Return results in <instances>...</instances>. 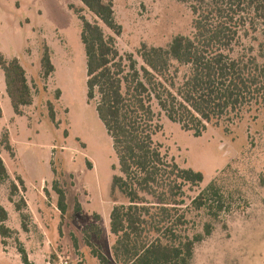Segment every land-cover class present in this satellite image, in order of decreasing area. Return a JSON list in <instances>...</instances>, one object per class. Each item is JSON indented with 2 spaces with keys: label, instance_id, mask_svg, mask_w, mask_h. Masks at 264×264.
<instances>
[{
  "label": "rangeland",
  "instance_id": "1",
  "mask_svg": "<svg viewBox=\"0 0 264 264\" xmlns=\"http://www.w3.org/2000/svg\"><path fill=\"white\" fill-rule=\"evenodd\" d=\"M74 10L93 20L79 0H0V53L19 61L32 95L31 105L15 116L0 70V158L6 171L0 181L6 220L0 225L7 229L0 236V264H24L23 256L30 264H61L60 259L101 264L95 250L107 264H115L108 217L116 160L95 101L86 100L85 56ZM113 11L120 34L102 29L114 37L121 55L133 54L138 64L140 45L164 47L175 36L191 33L192 15L181 0H113ZM261 44L263 25L242 39L241 49L264 64ZM45 48L53 65L47 78L40 68ZM153 108L160 126L154 142L161 152L180 168L203 175L200 185L184 188L185 204L213 180L231 202L211 235L195 247L191 264H264V189L257 182L264 170V112L243 113L228 132L208 126L200 137H193ZM5 133L10 151L2 145ZM54 181L65 193L67 210L62 216L56 209ZM188 219L190 232L201 234L206 216L192 212ZM93 225L101 230L98 239L89 233Z\"/></svg>",
  "mask_w": 264,
  "mask_h": 264
},
{
  "label": "trees",
  "instance_id": "2",
  "mask_svg": "<svg viewBox=\"0 0 264 264\" xmlns=\"http://www.w3.org/2000/svg\"><path fill=\"white\" fill-rule=\"evenodd\" d=\"M181 1L192 15L191 33L175 36L164 47L140 45L136 51L140 64L133 54L121 55L114 37L102 29L120 34L113 0H79L92 21L74 10L85 56L86 100L95 101L97 118L111 140L116 160L113 169L117 172L109 183L113 206L108 217L115 264H191L195 247L211 235L214 223L231 207L218 180L209 182L185 204L184 188L200 185L203 175L180 168L161 152L154 142L160 130L154 105L159 114L193 137H200L208 126L228 132L243 113L264 112V64L241 49L242 39L264 26V0ZM40 68L44 78L53 71L46 48ZM0 70L12 112L21 116L22 109L32 103L24 68L17 59L0 53ZM2 145L10 151L6 133ZM5 177L0 158V181ZM257 182L264 189V170ZM12 188L17 191L15 185ZM52 190L62 216L67 210L65 193L56 181ZM192 212L206 216L201 234L188 228ZM5 220L6 211L0 206V223ZM89 229L100 237L97 225ZM6 232L0 225V236ZM93 254L107 264L100 252ZM22 259L30 264L25 256Z\"/></svg>",
  "mask_w": 264,
  "mask_h": 264
},
{
  "label": "built area",
  "instance_id": "3",
  "mask_svg": "<svg viewBox=\"0 0 264 264\" xmlns=\"http://www.w3.org/2000/svg\"><path fill=\"white\" fill-rule=\"evenodd\" d=\"M60 263L61 264H68L67 261H62L61 259H60Z\"/></svg>",
  "mask_w": 264,
  "mask_h": 264
}]
</instances>
